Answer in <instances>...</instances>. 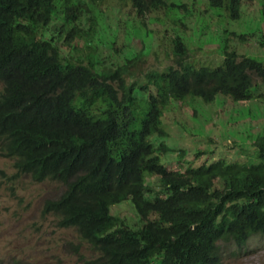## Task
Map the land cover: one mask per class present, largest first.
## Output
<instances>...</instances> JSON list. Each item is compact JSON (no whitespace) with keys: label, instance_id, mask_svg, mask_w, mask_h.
<instances>
[{"label":"trees","instance_id":"trees-1","mask_svg":"<svg viewBox=\"0 0 264 264\" xmlns=\"http://www.w3.org/2000/svg\"><path fill=\"white\" fill-rule=\"evenodd\" d=\"M99 1L0 0V153L13 159L17 175L64 184L42 211L74 227L97 252L81 264H222L217 240L243 245L253 233L264 236V117L235 123L244 138L220 148L231 161L197 165L184 148L171 147L165 122L194 132L195 98L213 103L219 92L248 102L254 77L264 83V60L239 53L230 39L218 45L215 28H204L210 10L238 19L241 1L205 0L207 11L193 12L188 0H123L143 15L142 25L148 19L152 29L175 32L168 51L177 65L147 68L140 80L130 69L144 63L153 45L131 46L117 14L113 24L100 23L93 7ZM256 3L264 6V0ZM105 29L112 30V43L103 59L97 46ZM188 29L201 32L202 43L192 46ZM234 31L226 25L217 35L237 36ZM215 48L218 58L205 54ZM184 112L192 116L188 127L181 123ZM164 158L177 163L168 167ZM112 167L124 175L119 197L102 176ZM147 174L156 177V189L146 183ZM127 196L145 221L112 228L124 221L108 205Z\"/></svg>","mask_w":264,"mask_h":264},{"label":"rangeland","instance_id":"rangeland-1","mask_svg":"<svg viewBox=\"0 0 264 264\" xmlns=\"http://www.w3.org/2000/svg\"><path fill=\"white\" fill-rule=\"evenodd\" d=\"M188 2L193 12H204V8L207 11L205 0H188ZM253 6L252 2H249L247 6H243V10L240 12L243 18L239 21L228 20L222 11L211 14L210 10L207 17L208 23L205 24L204 28H207L209 23L211 30L215 28V33L212 37L218 45H222V43L230 39L231 45L239 53L264 60V47L258 46L259 43L257 41L259 38L258 18L264 15L258 14L257 8L252 11V13L256 14H252L250 8ZM101 7L103 9L98 17L100 23L113 24L116 16L115 11L118 10L121 16L127 5L123 0H105L102 2ZM157 10H154V12ZM104 15H106L105 18ZM129 24L134 28L131 22ZM134 25L137 28L134 31L129 30L130 45L139 49V44L145 41L153 45L154 48L149 45L148 52L146 53L145 51L142 56L144 63L139 64L136 62L134 67L130 69V77L140 80L147 68L163 70L168 65H177V58L171 51H168L170 49V40L175 36V32L173 33L172 30L167 32L165 28H163L164 30L152 29L148 24V19H146L145 27L142 24L137 25L135 22ZM226 25H229L230 29H237V31H234L237 33V36L230 37L229 35L225 37L217 35V32L224 29ZM260 29L262 32L264 31V19L260 21ZM105 31L107 34L104 35L97 46V51L103 59H106L108 53L111 51L109 38L111 39L112 30L105 29ZM146 31L152 33L153 39L148 40L150 34L147 33L146 35ZM185 31L186 34L191 35L192 46H195L194 42L196 43V41L202 43L204 35L201 32L193 30L191 32L189 29ZM234 37L237 38V42ZM202 49L204 48L188 52L185 57L187 60L197 57L202 52ZM154 52H159L157 54L160 56V60L155 61L156 53ZM205 54L212 58L220 56L217 48L206 51ZM138 90L137 88L135 93ZM250 92L252 93V99L248 102L241 100L231 102L229 99L224 98L225 96L220 98V95L215 96L213 103H204L195 98L194 105L197 117L193 118V123L196 126L194 132L188 129L183 130L180 125L174 122L169 123V120L165 122V130L168 134L170 133L166 139H170L171 147L183 146L189 158L193 156V152L197 149L206 151L205 154L209 156L207 157L203 154L192 161L195 164L219 157L228 160L230 158L228 152L220 151L222 143L228 141L230 138L239 141L243 137L242 134L234 132L231 125L243 118H248L249 120L259 118L262 121L264 117V83L254 77ZM137 97L140 98L139 96ZM222 101H225V108L229 109V114H227L228 119L226 122L221 121L219 128L212 129L208 123L210 119L209 112L215 110V107H221ZM174 102L176 103V108L181 105L180 101ZM175 103H171L168 110L164 112V117H169V113H172L173 104ZM247 106H249L248 109L246 108ZM231 108H237L238 110L232 113ZM216 113L217 111L212 113V118L217 117ZM221 114L223 115L224 113ZM183 116L186 119H181V123L188 127L192 116L188 112H184ZM211 130L216 135V142L209 140L214 135ZM242 142L244 143V141ZM250 155L248 154L244 159L249 158ZM164 160L168 164V167H174L173 165L177 163L174 159L167 161L164 158ZM0 169L6 171L5 174L0 173V255L6 256L10 252L21 260L28 259L29 261L37 257L32 264H81L85 258L90 259L92 252L87 242L79 239L76 229L72 226L60 225L51 211L44 213L42 211L43 201L47 197L59 196L63 191V186L58 182L47 180L34 182L28 175H17V173L13 172L14 168L11 160L3 157L1 154ZM11 172L13 173L11 174ZM146 182L152 189H156L159 186L156 177L152 175L146 176ZM110 211L113 214L120 215L127 226L139 225L138 216L129 199L112 206ZM217 242L222 264H264V236L259 233L253 234L241 246L236 245L229 239H219Z\"/></svg>","mask_w":264,"mask_h":264},{"label":"clouds","instance_id":"clouds-1","mask_svg":"<svg viewBox=\"0 0 264 264\" xmlns=\"http://www.w3.org/2000/svg\"><path fill=\"white\" fill-rule=\"evenodd\" d=\"M103 1H105V0H100L96 5H93V7H94V9L97 11V13H98V15L100 16V13H101V11H102V7H101V4H102V2ZM241 1V7H240V9H241V11L243 10V6L244 5H248V3L249 2H252L253 4H254V6L252 7V8H250V12L252 13V11H254L256 8H257V10L259 11V13L258 14H261V15H264V6L262 7V8H260L258 5H257V3H256V0H240ZM240 11V12H241ZM124 13H126V17L124 16ZM115 14H117V17H118V19L119 20H121V21H123V24H124V26L126 27V28H128L129 30H135L137 27H136V25H134V22H135V24L137 23V25H141V21L142 20H144V17H143V15H141V16H138L137 14H136V12L135 11H132V10H130L129 8H126L123 12H122V14H121V16H120V13H118V11L116 10L115 11ZM224 14V16H225V18H228L230 15L229 14H225V13H223ZM252 14H256V13H252ZM241 18H243V17H241V13H240V16H239V18L238 19H236V21H239ZM259 19V23H258V25H259V29H260V21L262 20V19H264V16H262V17H260V18H258ZM132 23V25H133V27L134 28H132L131 27V25L129 24V23ZM129 24V25H128ZM143 27H145V25H143ZM144 30V29H143ZM262 31H260L259 30V33H261ZM264 33H262V34H260V35H263ZM259 35V36H260ZM124 39V38H123ZM109 41L112 43V38L111 39H109ZM259 46V45H258ZM260 47H262V46H260ZM92 67H93V65H92ZM93 69H94V67H93ZM107 84H111V82H108V81H105ZM216 95H220V98L222 97V96H225V95H223V94H221V93H216V94H214L213 95V100H214V98H215V96ZM224 98H226V99H229L231 102H234V101H238V100H233V99H231L229 96H225ZM219 100H221V99H219ZM212 102H214V101H212ZM243 102H246V101H243ZM224 103H225V101H222V103H221V107H215L216 108V111H217V117L216 118H212V113H213V111H210L209 112V116H210V121L212 122V124L210 125V127H212V129H217V128H219V123L221 122V121H223V122H226L227 121V119H228V116H227V114H229V109H227V108H225V106H224ZM247 109L249 108V106H247L246 107ZM231 110L233 111L232 113H235L238 109L237 108H231ZM221 113H224L223 115L221 114ZM230 118V117H229ZM227 124H228V122H227ZM231 127H232V130L234 131V132H236L237 134H242L241 133V131H239L238 130V128H236V126H235V124H233V125H231ZM166 131V130H165ZM167 132V131H166ZM211 132L214 134V132H213V130H211ZM170 135V133L168 134L167 133V136L165 137V138H167L168 136ZM212 135V134H211ZM213 136V138H215V134L214 135H212ZM213 138H210L209 140L211 141V142H216V140L215 139H213ZM231 140H232V138H230L229 140H228V142H231ZM182 148H184L183 146H182ZM185 149V148H184ZM196 151H199V153L198 154H192L193 156L190 158V160H191V162L193 161V160H196V158H198V157H200V156H202L203 154H205L206 153V151H204V150H201V149H197ZM211 153H213V152H211ZM1 154V153H0ZM3 157H5V158H8V159H10L11 160V164H12V166H13V168H14V171L13 172H15V173H17L16 172V169H15V167H14V165H13V159L12 158H10V157H8V156H5V155H2ZM220 158V157H219ZM219 158H213L212 160H216V159H219ZM192 164H194V165H197V164H195V162L194 163H192ZM168 166V165H167ZM23 168H24V166H22V170H23ZM13 172H11V174L13 173ZM0 173L1 174H5L6 173V171L4 170V169H0ZM21 173L22 174H24V175H28V173H26L25 171H21ZM17 174H19V173H17ZM147 175H150V174H147ZM146 175V176H147ZM29 176V175H28ZM102 176H103V178L105 179V181H106V183H108L109 185H111V186H113L114 187V191H115V193H116V196H118V193H117V190H118V183L120 182V181H122L123 179H124V175H122V173L120 172V171H118L116 168H114V167H112L111 169H109L108 171H106L105 173H103L102 174ZM153 176V175H152ZM32 181H34V182H42V181H53V182H58V183H60L62 186H63V190H64V184L61 182V181H58V180H56V179H53V178H51V177H49V178H45V179H43L42 181H36V180H33V179H31ZM145 181H146V177H145ZM147 183V182H146ZM148 184V183H147ZM149 185V184H148ZM150 186V185H149ZM63 192V191H62ZM119 197V196H118ZM56 197H47L44 201H43V204H42V207L44 206V203H45V201L48 199V200H51V199H55ZM127 199H129L130 201H131V203H132V205H133V207H134V204H133V201L130 199V197L129 196H127L126 198H123L122 200L120 199L119 200V202L118 203H120V202H122L123 200H127ZM118 203H115V204H113V205H108V212H110L111 213V207L112 206H114V205H116V204H118ZM134 209H135V207H134ZM47 211H49V210H47ZM135 212H136V214H137V216H138V220H139V225H137V227H140L142 224H143V222L145 221V218L146 217H144V216H142L139 212H138V210H136L135 209ZM111 214H113V213H111ZM119 217H121L120 215H118ZM149 216H151V214L149 215ZM121 219H122V221H124L123 220V218L121 217ZM124 225H126L125 224V222H123V223H116L112 228H114V227H121V226H124ZM77 231V230H76ZM253 234H256V233H253ZM253 234H251L250 236H249V238L253 235ZM260 234V233H259ZM262 235V234H261ZM248 238V239H249ZM247 239V240H248ZM230 240V239H229ZM246 240V241H247ZM218 241V240H217ZM232 241V240H231ZM233 242V241H232ZM235 243V242H234ZM236 244V243H235ZM237 245V244H236ZM90 246V244L88 245V247ZM238 246H241V245H238ZM91 252H92V256L93 255H96V251L95 250H91ZM91 256V257H92ZM90 257V258H91ZM36 258L37 257H35L34 259H32V260H28V259H25V260H21L20 258H18L17 256H15V255H12L10 252H8L7 254H6V256H2V255H0V264H32L35 260H36ZM152 263H158L159 261H151Z\"/></svg>","mask_w":264,"mask_h":264},{"label":"bare ground","instance_id":"bare-ground-1","mask_svg":"<svg viewBox=\"0 0 264 264\" xmlns=\"http://www.w3.org/2000/svg\"><path fill=\"white\" fill-rule=\"evenodd\" d=\"M52 213V212H51Z\"/></svg>","mask_w":264,"mask_h":264}]
</instances>
